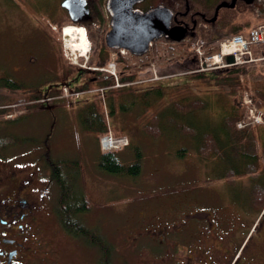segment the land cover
Here are the masks:
<instances>
[{"label": "rangeland", "instance_id": "obj_1", "mask_svg": "<svg viewBox=\"0 0 264 264\" xmlns=\"http://www.w3.org/2000/svg\"><path fill=\"white\" fill-rule=\"evenodd\" d=\"M15 4L9 0H0V77L14 79L27 87L15 92L0 87V93L9 94L12 100L29 97L35 90H43L56 82L71 81L77 77L79 69L75 64V68H68L67 63L74 60L82 63V57L79 56L82 52L74 47L77 38L69 39L59 30L55 38L51 37L46 31L48 23L43 13L31 5L17 4L19 8H16ZM257 22L256 18H250L248 28ZM33 23L34 27L30 29ZM37 24L41 29L37 30ZM169 48L170 44L164 41L156 45V56L153 58L152 55L149 60L155 64L150 77L154 73L160 76V71L167 69L169 59L173 57ZM185 51V47L175 49L177 55ZM53 61L55 65L51 64ZM158 62H161L160 66L156 65ZM257 65L264 70V65ZM202 75L209 78V81H203L197 74L190 73L168 76L167 85L159 81L148 84L149 80L132 83L129 87L135 89L136 94L128 97L121 98V89L113 90L115 112L109 117V124L115 133L125 135L131 141L130 147L120 151L123 162L135 161L137 152H141L142 171L136 178L114 176L100 170L97 165L98 133L83 128L79 106H74L69 99L64 98L58 100L52 109L32 107L25 118L0 123V138L10 137L15 142L0 148V170L4 171L3 166L8 171L14 167L26 170L38 163L45 177L49 178V160H69L75 169L76 161H81L83 169L79 171V185L85 188L93 202L92 209L82 215L84 222L98 229L114 245V264H149L144 252V245L148 241L144 227L154 214L173 213L181 205L188 206L186 201L193 194L209 197L216 191L247 192L242 185L230 188L225 183L227 177L223 176L224 166L236 163L221 164L214 158L201 159L193 136L180 133L168 120L174 118L186 123L189 117L195 121V129L199 134L208 129L214 134L219 130L217 117L220 118L221 111L218 110L226 107V101H232L233 104L239 102L241 83L264 89V80L246 82L243 78V82L226 84L214 79L219 75L215 71H203ZM156 86L160 88L161 94L156 93ZM212 96L216 104L206 100ZM196 98L206 100L207 107L214 110V116L196 112L187 119H180V113H176L174 108L176 102L186 103ZM93 100L99 104L107 121L103 109L106 101L95 93ZM122 100L128 108L122 109ZM153 112L161 115L163 133L158 139L142 131V125L150 123ZM228 153V156H232ZM261 162L264 165V160ZM243 166L240 164V168ZM233 172L231 178L239 181L240 175ZM258 176L264 178V172ZM50 196L52 206H56L58 187L53 181L50 183ZM53 240L58 249L67 253L63 264H97V250L87 246L84 241L64 234L57 235Z\"/></svg>", "mask_w": 264, "mask_h": 264}, {"label": "flooded vegetation", "instance_id": "obj_2", "mask_svg": "<svg viewBox=\"0 0 264 264\" xmlns=\"http://www.w3.org/2000/svg\"><path fill=\"white\" fill-rule=\"evenodd\" d=\"M16 1L19 2L18 5H31L39 13H43L45 22L48 23L46 31L53 38L64 24L82 25L91 45L87 66H91L89 61L93 55H111L118 50L107 42L114 27L111 10L113 0ZM167 1L169 2L166 3ZM242 1L250 4L253 0ZM65 3L74 10L71 12L64 6ZM220 3H214L213 0H142L133 7L147 12L165 5L174 14L171 26H185L188 29L185 37L190 39L203 29L220 22L219 15L223 8L216 12ZM18 5L15 4L14 7L19 8ZM33 27L34 23L30 29ZM39 29L41 27L37 24V30ZM164 39L166 38L154 39L149 50L142 55H135L129 50L127 55L117 53V62L120 56L126 61L132 60L133 66L138 64V71L147 73L150 70L151 52L160 41L165 42ZM59 50L63 56L62 49ZM155 56L154 52L153 58ZM51 64L55 65L56 62ZM132 75L133 72L127 74ZM124 76V71H120L115 79L114 76L109 77L105 71L82 69L69 82H56L47 86V92L56 94L61 88L68 87L71 94L84 96L93 91L91 87H99L109 79L113 80L111 87H125L130 83L121 84ZM78 87L81 89L78 90ZM88 104L90 103L83 105L82 109ZM50 107L51 105L48 106ZM245 163V160L236 163L241 179L229 181L226 178L225 183L230 188L242 185L246 188V193L216 191L209 197H197L193 194L186 201L188 206L181 205L173 213L154 214L148 220L144 227L145 236L148 238L144 252L148 256L149 264H264V190L252 191L264 188V178L244 174L240 164ZM2 169L0 264H63L67 253L58 249L53 239L59 234H66L59 223L53 224L58 219L50 196V178L45 177L37 165L26 170L14 167L8 171L4 166Z\"/></svg>", "mask_w": 264, "mask_h": 264}, {"label": "trees", "instance_id": "obj_3", "mask_svg": "<svg viewBox=\"0 0 264 264\" xmlns=\"http://www.w3.org/2000/svg\"><path fill=\"white\" fill-rule=\"evenodd\" d=\"M13 1L17 4L19 3L16 0ZM213 1L214 3H219L223 1L230 2L231 0ZM168 2L169 1L166 3ZM244 15L246 16L244 17ZM250 18H256L258 22L264 21V0H253L250 4L239 0L235 8H223L220 11L219 23L203 29L192 38L185 39L180 43L164 39L165 42L170 44V55H173V57L169 59L168 67L162 72V74L172 75L195 73L201 77L203 81H209V78L202 75V72H198L200 68L199 60L196 56H193L190 53L191 43L199 38L205 39L208 43H214L215 41L224 39L227 36H231L236 33H244L250 24ZM177 47H185L186 53L177 55L175 53V49ZM110 60V53L103 55L99 54L98 56L93 55L89 61V65L104 67L109 64ZM259 63L264 65V61ZM139 65H141V63H139ZM67 67L73 69L76 66L74 64L67 63ZM258 67L257 62L227 67L225 69L216 70L215 72L219 73V75L214 79L218 82H224L226 84H228V82L241 81L243 78L244 80H247L246 82H260L264 80V70H261ZM137 68L138 64L133 66L132 60L126 61L123 57H119L118 73L120 74V71H124L125 75L124 79L121 80V84L131 83L138 77L143 79L147 76L146 72L142 73L138 71ZM78 69L79 71L82 70V68ZM130 72H133V75L127 76ZM136 72L139 75H137ZM112 85V79H109L108 82L104 81V83L100 85L104 88V97L100 96V94L98 95L106 101L107 104L109 101V107H103V109H107L109 116L113 115L115 112L112 93L114 89L111 87ZM0 87L12 92L25 89V86L22 83L15 81L14 79L4 77H0ZM156 87V93L161 94L162 92L160 91V88L158 86ZM246 87L247 89L244 90L251 95L255 105L260 109H264V89L250 86ZM239 88L241 89V85ZM79 89L81 88L78 87V90ZM120 89L121 91L119 95H121V98L136 94V90L130 89V87L122 86V88L116 90ZM36 98L38 97L24 96L22 98L12 100V97L9 94L0 93V123H10L15 120L25 118L27 116V112L32 109V107L45 106L44 104L38 102L29 103V100ZM58 99H62L61 95H58ZM79 100V98L75 97V94H72V104ZM8 104H15V106L8 107ZM121 105L122 109L128 108L123 104V100ZM205 106L206 105L202 100L196 98L186 103H182L181 101L176 102L175 110L177 113H180V115H178L180 119H187L186 117H188L189 114L194 111L204 109ZM79 110L81 112L80 114L83 128L87 131L98 133L97 143L99 152L97 155V165L100 170L114 176H129L132 178L138 177L142 171L141 152H137L138 157L135 161L125 163L120 159V151H101L99 147L100 135L107 134L109 132L110 124L105 120L103 114L101 113V107L99 104L96 101H93L90 102V104H88L83 110L82 108ZM222 111L220 112L221 119L217 117L219 130H217L214 134L211 133V130L209 129L199 134L197 129H195V121L193 119H189V117L186 123L178 122L174 118L169 119L168 121L172 123L180 133L193 136L192 138H194L197 142V152L201 159L207 160L214 157L216 160L221 162V164H226L228 162H232L233 164L240 162L241 160H245L247 163H245L242 167V172L249 174L252 177H258L260 172H264V165L261 162V160H264V128L261 126H249L242 130L237 128V122L245 114V107L242 105L231 104L228 110L225 107L222 108ZM14 112H17L15 118H9L8 115ZM175 116L177 117V114ZM213 116L214 115H212V117ZM150 120V123L142 125V131L146 135L151 136L153 139H158L163 133L161 130V115L153 112L151 113ZM197 126H199V124ZM260 133H262V136ZM12 143L13 141L10 137L0 138V148H6V146ZM130 146L131 145L128 147ZM228 151L232 156H228ZM76 163L77 168L75 169L73 167L74 164L66 159L48 161V167L51 170V175L49 177L50 182H55L58 187V198L56 206H54L56 208V217L58 219L56 222L59 223L66 235H71L73 238L80 239L84 241L87 246L97 250L99 254L96 261L97 264H114V245L98 229L89 227L83 220L82 215L92 209L93 202L85 188L83 186L81 188L79 185V171L83 169V164L81 161H76ZM37 164H35V166ZM226 165L224 166L225 169L223 176L227 177L229 181H234V179L231 178L234 174L233 171L238 172L239 175L240 171L236 168V164ZM42 173H44V171H42ZM263 190V187L252 189L253 192ZM262 203L264 204V200Z\"/></svg>", "mask_w": 264, "mask_h": 264}, {"label": "water", "instance_id": "obj_4", "mask_svg": "<svg viewBox=\"0 0 264 264\" xmlns=\"http://www.w3.org/2000/svg\"><path fill=\"white\" fill-rule=\"evenodd\" d=\"M142 0H113L114 15L113 30L108 35L107 42L117 49L126 48L135 55L145 54L149 50V43L162 37L181 42L188 31L185 26H171L174 14L165 5L157 6L147 12L134 9V4ZM251 0H247L250 2ZM237 0L223 1L218 7H234ZM115 3L116 6L114 5ZM71 12L74 8L64 4ZM217 14V13H216ZM176 18V16H175ZM228 61L233 62V56H228Z\"/></svg>", "mask_w": 264, "mask_h": 264}, {"label": "built area", "instance_id": "obj_5", "mask_svg": "<svg viewBox=\"0 0 264 264\" xmlns=\"http://www.w3.org/2000/svg\"><path fill=\"white\" fill-rule=\"evenodd\" d=\"M204 42L196 45V53L200 56L204 69H220L244 63H252L264 60V22L252 27L246 34H236L229 36L219 42V51L207 54L204 49ZM232 55V63L226 61V57ZM243 106L245 116L237 123L239 129H244L253 125L264 126V111L259 109L248 92L243 96ZM124 138H115L108 135L102 139L104 150H113L127 145Z\"/></svg>", "mask_w": 264, "mask_h": 264}, {"label": "crops", "instance_id": "obj_6", "mask_svg": "<svg viewBox=\"0 0 264 264\" xmlns=\"http://www.w3.org/2000/svg\"><path fill=\"white\" fill-rule=\"evenodd\" d=\"M182 75H188V74H180V76H182ZM169 77H165V78H162V79H160L159 80V83H161L162 85H167L168 83H169V79H168ZM151 82H153V81H150L148 84H150ZM156 81H154V83H155ZM150 87V86H149ZM197 99H200V98H197ZM200 100H202L204 103H205V108L204 109H201V110H197V111H194L193 113H191V114H189V116L190 115H192V114H194V113H196V112H204V113H207V114H211V115H214L213 113H215L214 112V110L213 109H211L210 107L208 108L207 107V104H206V100H208V101H210V103L211 104H216L215 103V101L213 100V96L211 97V98H208V99H206V100H203V99H200ZM93 101V98H92V96H87V97H85V98H81L79 101H76V102H74L73 104H74V106H79V108H82V106L83 105H85V104H87V103H90V102H92ZM231 104H233V102L231 101H226V109L228 110L229 109V107H230V105ZM236 104H238V105H240V103L238 102V103H236ZM174 108H175V106H174ZM166 109H168V108H166ZM218 111H222V108L221 109H219ZM227 112V111H226ZM177 113V112H176ZM223 113V112H222ZM185 116V115H184ZM186 117V116H185ZM221 119V118H220ZM165 120V119H164ZM213 122V121H212ZM212 158H214V157H212ZM214 159H216V158H214Z\"/></svg>", "mask_w": 264, "mask_h": 264}, {"label": "bare ground", "instance_id": "obj_7", "mask_svg": "<svg viewBox=\"0 0 264 264\" xmlns=\"http://www.w3.org/2000/svg\"><path fill=\"white\" fill-rule=\"evenodd\" d=\"M65 34H66V37L69 39L77 38L78 39L77 43L74 46L75 50H79L82 52V54H85V52L87 51V48L85 46L86 45V38H85L84 34L82 33V31L75 32V29L72 28V26H71V27L67 28V30L65 31ZM72 45H74V44H72Z\"/></svg>", "mask_w": 264, "mask_h": 264}]
</instances>
